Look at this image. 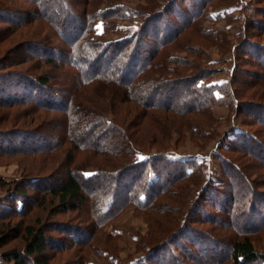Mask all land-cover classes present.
Wrapping results in <instances>:
<instances>
[{
  "label": "rangeland",
  "instance_id": "1",
  "mask_svg": "<svg viewBox=\"0 0 264 264\" xmlns=\"http://www.w3.org/2000/svg\"><path fill=\"white\" fill-rule=\"evenodd\" d=\"M105 1L114 5H124L128 10L135 11L145 8L151 0ZM203 1H207L208 4L204 8ZM55 2L56 0H53L52 4L48 5L53 19H57L61 14ZM73 2L70 3L72 11L77 13L76 11L80 9L77 7L76 10ZM30 6L22 0H0V33L6 31L0 43V59L3 58L4 61L0 62L2 65L4 63L9 65L8 73L20 70L9 63L15 53L14 50H10V47L13 42L18 41L20 34L25 33V29L19 28L14 31L9 29L11 25L4 21L10 14L7 10L30 8ZM188 16H192L191 18L197 16L194 19L196 24L187 28L184 25L176 36H172V38L175 37L171 40V44L165 48V53L167 57L169 56V60L166 57L164 59L166 72L161 76L166 77L167 83H171L179 92V94L176 93L175 106L182 107L187 99H194L193 101L200 100L208 103L210 108L188 115L187 122L185 118L182 119L174 112L173 114L158 113L157 119L162 125L158 132L167 134V142L157 143V145L147 140L139 142L144 146L145 152L146 149L149 152L165 150L169 151L168 158L190 159L191 162L187 164V167L189 170H194V175L189 177L188 181L178 183L174 190L184 188L187 183L192 186L185 192L186 195L177 193L168 196L169 199L160 203L155 212L146 208L135 210L133 207L119 212L102 230L95 232L93 237L95 247L83 248L65 243L61 245V252L46 250L48 264H82L80 256H83L84 251L90 264H100L101 257L97 256L103 253L107 260H118L119 263L140 262L145 253L144 249L150 244L147 242L151 237L155 242L160 243L184 218L189 219L196 235L201 236L198 238L203 241L202 251L196 244L192 242L186 244L181 240L184 243L183 247L173 246V244L166 246L162 248L159 256L153 255L142 264H234L230 259L229 244L235 235L242 231L247 233L252 241L255 252L264 255V208H258L256 212L252 209L247 218L248 222H244L243 226L236 225L234 220L235 215L246 208L247 204L252 203V200H255V205L258 201L264 205V163L261 159H257L253 151L255 149L260 153V146L257 141L253 142L252 139L249 141L250 138L238 134L240 131H247L255 134L256 140L264 142V123L258 121L261 118L264 119V112L258 106H254V101L257 99L256 102H258L261 94L264 98V80L259 79V76L264 75L261 61L264 55L261 54L264 53V0H173L171 11L166 12L157 21L161 28L169 23L180 27ZM140 22L141 19L131 15L123 21H116L113 26L107 27L108 30H104L99 23L94 29V37L103 42L125 39L133 33L137 34ZM31 25L39 29L42 39L46 34L51 38L54 28L52 30L48 23L36 21ZM31 25L30 29H32ZM145 40L146 43L137 41L139 53L146 50L151 52L157 42L153 39ZM171 56L174 58L170 59ZM153 61L156 59L151 60ZM38 65V62L33 60L27 68L35 74ZM47 73L59 75L49 69ZM4 78H0V87L10 92L13 79ZM197 85L199 87L196 88ZM93 91L94 88H89L86 92L87 98H91L86 106L92 107L93 111L104 113L107 119H112L114 111L120 113L131 111L128 118L134 117L135 102L116 106L107 98L103 99L107 93L98 92L94 96ZM110 91H112L111 87L108 92ZM233 93H237L238 96L235 97L236 94L233 96ZM250 97L253 98L250 99ZM262 102L264 104V99ZM31 105L36 104L29 102L28 105L0 107V213L8 215L5 220H1L3 226L7 225L8 229L10 227L15 229L22 221V228L25 225H33V220L37 218L41 224L49 223L47 228L49 225L69 220H72V223L86 221L87 225L92 226L91 219L88 218L84 209L68 212L59 210L55 208L56 201L51 202L49 198L42 203H45L42 207L40 203L38 207L28 204L24 215L11 214L10 216L16 206L17 209L22 208L23 202L17 200L18 196L10 197L6 190L8 188H13L15 191L24 189V194L27 196L35 194L34 185L43 184V177L57 178L64 175L66 172L63 168L66 166L64 157L69 151L76 157L77 164L85 160L83 168L100 167L105 164L99 155L88 157V152H76V149H73V143L63 142L59 146L56 145L54 151L31 153L33 147L43 148L48 139L49 142L56 144L58 135L60 137L63 135L60 131L61 114L55 110L32 108ZM198 107H200L199 103L189 106L190 109ZM141 124L148 132L157 131V126L148 124L145 119ZM79 126L82 125L78 124ZM35 128L40 130L38 132L45 140L37 141L36 137L30 138L33 135L30 136L31 133L27 134L23 130L30 131ZM100 130L101 128H96L85 136L91 140ZM246 143L248 147L253 148L243 152L245 148L240 150V147ZM167 171L175 174L183 173V170L177 167H168ZM90 172L88 171L87 174ZM201 174L208 182H211V185L219 188L199 193L201 198L198 201L196 196L202 189ZM36 177L41 180L32 181ZM220 187L223 189L220 190ZM226 190L235 196L234 209L231 210L233 218L230 217L231 211L222 210L219 208L220 205L218 206ZM219 191L222 193L219 194ZM188 209L191 211L186 214ZM77 218L79 222L75 220ZM45 233L50 238L58 237L61 241L57 233H51L50 230H46ZM203 235H207V238H203ZM20 236L10 239L1 250H21L24 236L23 234ZM145 243L147 244L144 245ZM218 243L225 244L223 249L216 253ZM167 254L166 260H159ZM172 255L174 258L171 257ZM0 264L13 263L0 257Z\"/></svg>",
  "mask_w": 264,
  "mask_h": 264
},
{
  "label": "trees",
  "instance_id": "2",
  "mask_svg": "<svg viewBox=\"0 0 264 264\" xmlns=\"http://www.w3.org/2000/svg\"><path fill=\"white\" fill-rule=\"evenodd\" d=\"M22 1L31 5L30 8L8 9L10 14L4 20L11 25L9 29L12 31L24 28L25 33H19L18 41L13 42L10 47V50H14L15 53L9 63L20 70L8 73L9 65L6 63L2 65L1 62L4 59L2 57L0 59V78L13 79L10 92L0 87V107L22 106L28 105L30 102V104H36L31 105L32 108L55 110L61 114L60 131L63 132V135L61 137L58 135L56 144H53L52 141L49 142L48 139L43 148L33 147L31 153L54 151L63 142L73 143V149H76V152H88V157L99 155L103 159L102 162L105 163L100 167L83 168L85 160L77 164L76 157L69 151L64 157L66 164L63 167L66 169L64 175L57 178L54 176L43 177V184L34 185L35 194L27 196L24 194V189L15 191L13 188H8L6 190L10 197L18 196L17 200L23 202L22 208L17 209L16 206L10 216L11 214L24 215L28 204L38 207L40 203L42 207L45 204L42 203L46 198H49L51 202L56 201V209L67 212L84 209L88 218L91 219L92 226L87 225L86 221L72 223L73 221L69 220L49 225L47 228L49 223L41 224L37 218L33 220V225H25L21 228L22 221H20L18 228L10 227L8 229L7 225L4 227L1 222L8 215L0 213V250L7 245L10 239L17 238L20 234L24 236L21 250H1L0 257L13 264H48V253L45 251L61 252V245H65V243L83 248L95 247L93 238L95 232L99 229L102 230L111 218L128 207H133L135 210L146 208V210L155 212L160 203L169 199L168 196L177 193L186 195L185 192L192 184L188 185L187 183L188 186L178 188V191L174 189L178 183L188 181L189 177L194 175V170H189L187 167V164L191 162L190 159L168 158L169 151L165 150L149 152L146 149L145 152L144 146L139 141L147 140L156 145L167 142V134L158 132L162 126L157 119L158 113L173 114L174 112L182 119L185 118L187 122L188 115L208 110L209 105L200 100L197 102L193 101L194 99H187L184 106H175L176 93L179 94V92L171 83H167L166 77H162L166 72L164 66L166 60L164 59L166 57L169 60V56L167 57L165 53L166 46L171 44V40L179 33L182 26L192 27L196 24L194 19L197 18V16L194 18L188 16L180 27L169 23L161 28L157 19L171 11L173 0H151L148 1L145 8L135 11L128 10L124 5H114L105 0H56V7H59L61 12L57 19L52 18L50 6H48L52 4L53 0ZM72 2L76 10L77 7L80 9V11H76L77 13L72 11L70 4ZM206 5H208L207 1H203L202 7L204 8ZM200 10L203 11V9ZM131 15L141 19L137 34L133 33L130 37L111 42H103L94 37V29L97 24L100 23L104 30H108L116 21H123ZM36 21L46 22L52 27V30L54 28L50 35L51 38L46 34L42 39L39 29L31 25ZM30 25L32 29L29 28ZM170 26L171 28H169ZM5 32L0 33V43L3 41ZM138 35L140 37L136 39ZM173 35L175 36L172 38ZM145 39L156 40V45L151 52L146 50V52L139 53L140 48L137 41L146 43ZM171 58L174 57L171 56ZM154 59L156 61L151 62ZM262 59L264 67V55H262ZM33 60L39 64L35 74H32L30 68H27ZM110 68L112 69L109 70ZM22 69L24 71H21ZM47 69L54 73L57 72L59 75L48 74ZM159 71L161 72L158 73ZM259 79L264 80V75L259 76ZM110 87L112 91L108 92ZM89 88H94V96L98 92L107 93L103 99L107 98L116 106L126 102H135L134 117L128 118L131 111L121 113L114 111L112 119H107L104 113L93 111L92 107L86 106L91 100L86 95ZM106 95L107 97H105ZM211 95L214 96L212 92ZM233 96L237 97L238 95L233 93ZM259 99L258 102H256L257 99L254 101V106H258L264 112L262 94ZM196 103H199L200 107L189 108L190 104ZM35 119L38 120V118ZM144 119L148 121V124L157 126V131H146L141 124ZM258 121L264 123L262 118ZM78 124L83 127H78ZM96 128H101V130L98 134L96 133L97 135L93 139L88 140L85 135ZM23 130L27 134L31 133L30 136L33 135L30 138L36 137L37 141L45 140L43 135L38 132L40 131L38 128L30 131ZM14 132L12 133L14 134ZM238 134L250 138L249 141L252 139L253 142H258L260 153L255 149L253 151H255L257 159H261L264 163V142L256 140L257 136L247 131H240ZM247 144L240 147V150L244 147V152L253 148L248 147ZM168 167H177L182 169L183 173H172L167 171ZM88 171L91 172L87 174ZM38 180L41 179L37 177L32 179L34 182H39ZM200 180L202 189L196 196L198 201L201 198L199 195L204 190L219 188L216 185H211L205 176ZM221 189L223 187H220ZM234 199L235 196L226 190L218 202L219 208L225 211L233 210ZM251 202L235 215L236 225L243 226L244 222H248L247 218L252 209L256 212L258 208H264L260 201L256 202V205L255 200ZM190 211L188 209L186 214ZM186 216L188 217V215ZM230 217L233 218L232 211ZM75 220L79 222L78 218ZM188 220L187 218L182 219L175 230L160 243L155 242L151 237L147 242L150 244L146 246L148 248L144 249L145 253L140 262L134 261L127 264H142L153 255L154 257L159 256L162 248L172 244L181 248L184 243L192 242L202 251L203 241L198 238L201 236L196 235ZM35 225L38 227L36 228ZM46 230L57 233L61 241L58 237L50 238L45 233ZM202 237L207 238V235ZM212 243L214 242L212 241ZM224 244L218 243L215 252L219 253ZM229 250L230 259L234 264H264V255L255 252L252 241L244 231L235 235L229 244ZM83 253V256H80L82 264H90L86 252ZM167 256L168 254L159 260H166ZM97 257H101L100 264H126L119 263L118 260H107L104 253ZM171 257L174 258V255Z\"/></svg>",
  "mask_w": 264,
  "mask_h": 264
}]
</instances>
